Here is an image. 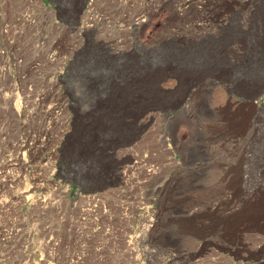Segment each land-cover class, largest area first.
<instances>
[{
	"label": "rangeland",
	"instance_id": "1",
	"mask_svg": "<svg viewBox=\"0 0 264 264\" xmlns=\"http://www.w3.org/2000/svg\"><path fill=\"white\" fill-rule=\"evenodd\" d=\"M261 197L264 0H0V264H264Z\"/></svg>",
	"mask_w": 264,
	"mask_h": 264
},
{
	"label": "bare ground",
	"instance_id": "2",
	"mask_svg": "<svg viewBox=\"0 0 264 264\" xmlns=\"http://www.w3.org/2000/svg\"><path fill=\"white\" fill-rule=\"evenodd\" d=\"M189 1H193V0H189ZM86 15H88V14H86ZM85 17H89V15L85 16ZM138 20H139V18L136 21H138ZM249 102H251V101L249 100ZM237 123H239V127L242 128L244 121L242 118H238ZM195 188L196 187H194V189ZM243 196L247 199L248 197H250V194L245 193ZM243 202H244L242 204L243 207L245 208V206H246L247 209H245L243 212H241L239 214V216H237L236 218L234 217L231 222L226 224V229H228L229 231L235 232L236 234L241 233L249 225L256 223L260 220H264V197L258 198L253 202H250V201L249 202L243 201Z\"/></svg>",
	"mask_w": 264,
	"mask_h": 264
}]
</instances>
